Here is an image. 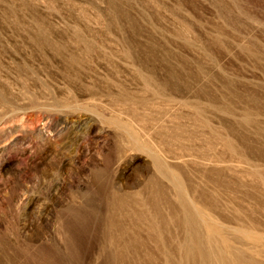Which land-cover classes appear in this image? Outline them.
I'll list each match as a JSON object with an SVG mask.
<instances>
[{
    "label": "rangeland",
    "instance_id": "1",
    "mask_svg": "<svg viewBox=\"0 0 264 264\" xmlns=\"http://www.w3.org/2000/svg\"><path fill=\"white\" fill-rule=\"evenodd\" d=\"M237 261L264 264V0H0V264Z\"/></svg>",
    "mask_w": 264,
    "mask_h": 264
},
{
    "label": "bare ground",
    "instance_id": "2",
    "mask_svg": "<svg viewBox=\"0 0 264 264\" xmlns=\"http://www.w3.org/2000/svg\"><path fill=\"white\" fill-rule=\"evenodd\" d=\"M179 207H181V206H179ZM181 214V213H180ZM184 214V213H183ZM183 217H184V215H183ZM181 218V217H180ZM188 218H189V216H188ZM176 219V218H175ZM183 219V218H182ZM185 220V219H184ZM186 221V220H185ZM176 223V222H175ZM190 223V222H189ZM183 224V223H182ZM179 226H180V224H179ZM198 228V227H197ZM197 232H198V229H197ZM212 240V239H211ZM218 240V239H217ZM182 243V242H181ZM209 243V242H208ZM191 246V245H190ZM200 246V245H199ZM259 246V245H258ZM257 246V247H258ZM191 248V247H190ZM259 248V247H258ZM263 249V248H262ZM220 250V249H219ZM222 250V249H221ZM226 250V249H225ZM190 251V250H189ZM193 251V250H192ZM256 252V251H255ZM195 253V252H194ZM242 253V252H241ZM231 255V254H230ZM219 256V255H218ZM224 256V255H223ZM234 256V255H233ZM234 258V257H233ZM232 258V259H233ZM212 259V258H211ZM228 259V258H227ZM196 260H197V258H196ZM241 260V259H240ZM228 263H229V261H228ZM246 263V262H245ZM251 263V262H250ZM190 264V263H189ZM202 264V263H201ZM204 264V263H203ZM235 264H244V263H242V262H240V261H237Z\"/></svg>",
    "mask_w": 264,
    "mask_h": 264
}]
</instances>
